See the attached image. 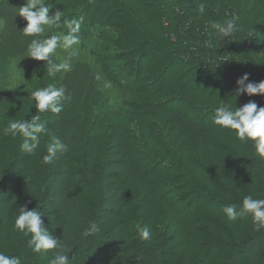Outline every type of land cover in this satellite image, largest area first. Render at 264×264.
<instances>
[{
  "label": "trees",
  "instance_id": "trees-1",
  "mask_svg": "<svg viewBox=\"0 0 264 264\" xmlns=\"http://www.w3.org/2000/svg\"><path fill=\"white\" fill-rule=\"evenodd\" d=\"M185 1L172 32L180 30L178 38L167 34L170 42L157 59L158 77L141 73L151 53H128L133 59L126 66L135 64L134 87L128 91L139 102L126 100L118 111H109L119 119L125 109L136 111V124L143 115H166L180 134L163 133L169 123L158 134L145 125V144L131 148L123 122L104 142L98 133L86 132L80 143L77 105L68 102L48 126L57 129L67 150L44 164L42 179L22 182L6 174L0 180V253L19 257L21 264H50L52 253L32 251L31 234L15 228L19 210L26 207L41 211L43 227L64 243L75 264H264V228L258 230L251 215L231 222L223 213L225 206L239 207L245 196L264 199V158L255 154L252 142H241L234 131L213 123L221 102L242 108L254 101L264 107V95H237V80L245 74L248 82L264 81V10L254 17L264 0H244L242 6L238 0H203L209 10L194 24L189 22L194 0ZM233 17L239 31L222 41L212 25ZM14 24L22 33L27 21L18 14ZM140 80L144 84L136 89ZM7 99L0 96V118ZM86 122L95 124L90 115ZM166 177L175 181L167 183ZM91 223L99 230L85 236ZM145 225L153 233L147 242L139 239Z\"/></svg>",
  "mask_w": 264,
  "mask_h": 264
},
{
  "label": "rangeland",
  "instance_id": "rangeland-1",
  "mask_svg": "<svg viewBox=\"0 0 264 264\" xmlns=\"http://www.w3.org/2000/svg\"><path fill=\"white\" fill-rule=\"evenodd\" d=\"M243 1L238 0V4L242 6ZM184 2L186 1L45 0L50 7V16L60 11L62 21L83 17L78 33L81 38L80 49L78 55L71 60V71L50 76L45 61H36L27 55V47L33 37L15 30L14 16L19 14V8L25 5L26 0H0V96L8 98L6 110L0 118V180L4 179L6 174L19 177L22 182L32 178L42 179L44 166L42 157L47 154V145L52 142V136H57V129L50 130L52 135L42 137L35 155H29L23 150L20 153L16 151L17 144L24 139L22 136L17 135L13 138L3 133L10 120L31 121L32 116L38 114L41 116L40 122L47 128L55 120L57 114L50 111L38 113L35 101L30 98L31 92L40 87L51 84L58 88H66L70 99L65 101L64 105L72 101L77 105L74 121L77 122H75L77 128L81 127L78 132L80 143L83 136L87 137L86 132L90 133L89 136L98 133L104 142L112 131L119 129L120 123L124 122V128L131 132L129 145L131 148H140L145 144L141 142L145 139L142 136L145 125L151 128L149 132L157 134L167 123L171 125L173 119L170 121L168 116L155 112L149 116L143 115L144 120L136 124L139 119L136 111L125 109L120 119L109 111H118L126 100L139 102V99L128 91L130 89L128 87H134L131 86L133 83L131 65L135 67L134 62L126 66V63L133 59L127 56L128 53L136 49L140 50V54L151 53L150 57L143 61L141 73L148 79L158 77L161 66L157 67V59L160 58L161 52L166 51L170 42L167 34L173 37V40L178 38L180 30L176 32L177 34L172 35V32L178 25L177 17L183 9ZM201 3H204L203 0H194L193 11L189 14L190 23L192 21L193 24L198 23L196 18H201L199 12ZM208 10L205 8V12ZM263 10L264 7L260 11L258 8L254 17ZM165 20H169L168 25L173 24L172 30L165 24ZM67 32L66 26L46 29L43 37L48 38L47 36L53 34L63 36ZM152 46L157 52L152 50ZM66 55V52L58 49L57 62L62 61ZM135 83L136 89L144 84L142 80ZM89 115L97 125H92V122L87 125L86 118ZM101 125L102 130L99 131ZM173 129L175 128L172 125L171 128L168 126L163 133L170 130L175 137L180 134V131ZM75 140L77 144L76 137ZM182 141L183 139L180 142ZM23 168H27V171L18 176L17 171L21 172ZM75 168L79 169L78 162L75 163ZM164 179L167 183L175 181L170 177ZM174 232L175 229H172L167 233L170 235Z\"/></svg>",
  "mask_w": 264,
  "mask_h": 264
},
{
  "label": "clouds",
  "instance_id": "clouds-1",
  "mask_svg": "<svg viewBox=\"0 0 264 264\" xmlns=\"http://www.w3.org/2000/svg\"><path fill=\"white\" fill-rule=\"evenodd\" d=\"M45 0H26L24 6L19 8V16L27 21V26L22 33L25 36L33 37L27 47L28 57L36 61H45L48 74L55 76L57 73L71 71V60L78 55L81 38L80 32L83 17L72 18L62 21V12L58 11L54 16H50V7ZM206 5H199V12H205ZM66 26L68 32L66 35H50L43 37L46 29ZM216 34L223 41L225 38H231L234 33L239 31L235 18L227 19L225 22H216L212 25ZM58 49L67 53L66 57L58 60ZM249 81V75L245 74L237 80V95L246 93L249 96L264 95V81L252 83ZM30 98L35 101V108L38 113L51 112L60 114L64 111V102L69 100L65 87H56L49 85L47 87L37 88L31 92ZM41 116H32L31 121L10 120L3 129L4 135H11L15 138L22 136V150L35 155L44 135H52L45 124L40 122ZM213 123L225 130L234 131L236 138L244 143L252 142L255 148V154L264 158V107H259L256 102L250 101L242 108L237 106L233 108L227 103L221 102L216 107ZM67 150V145L54 135L52 142L47 145V154L43 155L42 162L51 164L58 156ZM223 213L231 222H236L241 217L251 215L253 223L257 229L264 228V199H256L251 195L245 196L242 204L238 207L231 204L223 208ZM42 213L37 208L27 210L21 207L15 218V228L25 236L31 234V239L27 241L29 248L36 253H52L50 264H75V256L67 254L64 243L55 238L43 227ZM98 226L91 223L85 230L84 235L89 236L97 232ZM153 238V233L149 226L145 225L139 228V239L149 241ZM0 264H21V260L16 256H8L0 253Z\"/></svg>",
  "mask_w": 264,
  "mask_h": 264
}]
</instances>
